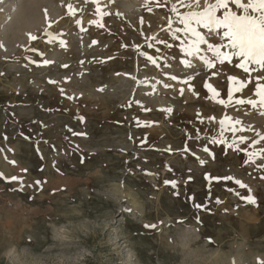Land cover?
<instances>
[{"label":"rangeland","instance_id":"374dc122","mask_svg":"<svg viewBox=\"0 0 264 264\" xmlns=\"http://www.w3.org/2000/svg\"><path fill=\"white\" fill-rule=\"evenodd\" d=\"M10 1L0 0V264H261V70L245 73L235 56L221 65L208 44L185 51L197 37L181 20L216 0H100V12L92 0H21L1 13ZM191 24L233 51L224 29Z\"/></svg>","mask_w":264,"mask_h":264},{"label":"snow or ice","instance_id":"6c2138e0","mask_svg":"<svg viewBox=\"0 0 264 264\" xmlns=\"http://www.w3.org/2000/svg\"><path fill=\"white\" fill-rule=\"evenodd\" d=\"M94 4L97 5V12H100V0H92ZM114 2V0H112ZM199 5L200 0H196ZM164 3H167V0H164ZM235 5L236 8L243 10V15H238L236 11H232L229 9V4ZM157 6H160V0H156ZM106 7V5H105ZM69 11L74 14L75 10L73 9L72 4L68 5ZM220 9H224L222 16H218L217 12ZM151 10V9H149ZM172 12H176L177 9L175 6L171 8ZM251 13H258L257 15H252ZM104 15L110 13H102ZM142 19V18H141ZM194 21L197 25H203L204 28L207 29H224L223 37L229 40V47L233 50L232 52H222V45L211 44L201 36V34L196 30V28L192 27L191 22ZM182 24L186 25L184 31L191 32L193 36L197 37V40L193 42L190 48L185 51L189 56H193L199 52V44H208V47L211 51H213L218 57H220L219 63L221 65L225 64V62L231 63V58L233 56L240 58V63L238 67L242 68L245 73L249 72V65L255 64L261 70L260 75L257 77V85L255 95L259 97V105L264 107V85L259 84L260 80H264V0H249L247 4L243 3L242 0H216L214 5H208L207 8L203 12L198 13H190L186 18L181 20ZM179 31V30H177ZM31 35V34H29ZM32 39H36L35 36H31ZM161 43H166V41L161 40ZM204 60L203 57L200 58ZM152 63H155L154 60H151V57H148ZM45 64L53 63V61L45 60ZM204 63L207 65L209 69L215 68L216 64L212 60H204ZM67 67V65H63ZM181 67L193 68L194 75H198V72H195L194 65L191 61L182 62ZM194 75H188L186 78L182 80L183 83H188L191 79L194 78ZM171 79L177 80V76H171ZM230 80L236 81L237 77L232 76L229 77ZM165 87H169V85H165ZM208 87L211 88V85ZM241 89L244 87L243 82L240 84ZM239 91V89H238ZM182 94V90H181ZM229 99H231V94L229 95ZM219 103L223 104L224 101L220 100ZM236 103L239 105H244L245 103L252 105L253 108L257 107V102L253 100H245L238 99ZM168 111H171L170 109ZM264 115V112L261 113ZM224 121H221L223 124ZM242 120L237 118L235 120V124L242 125ZM241 131H248V128H241ZM243 142L245 140L244 137L240 138ZM261 139H264V136H261ZM215 142V141H213ZM207 152L208 149L205 148ZM260 159L264 161V150L261 151ZM248 162H253L249 160ZM258 167H264V163L258 165ZM0 175H3L0 173ZM12 180H16L17 177H12ZM228 179H232V177H228ZM39 183V181H37ZM165 183H173L165 181ZM236 183L241 187H247L241 181L236 180ZM249 191H251L249 189ZM248 204H256V198L254 196H245L242 197ZM220 201L218 200L217 203ZM196 207H200L197 205ZM145 227L155 228L156 225H145ZM261 264H264V261H261Z\"/></svg>","mask_w":264,"mask_h":264},{"label":"bare ground","instance_id":"6f19581e","mask_svg":"<svg viewBox=\"0 0 264 264\" xmlns=\"http://www.w3.org/2000/svg\"><path fill=\"white\" fill-rule=\"evenodd\" d=\"M34 2L35 1H38V0H33ZM23 2V1H22ZM21 2V0H11L6 6L4 5V6H2V10H1V13H5V12H7L9 9H11L12 8V4L14 3L16 6H17V8H21L20 7V4L22 3ZM22 5V4H21ZM29 11V10H28ZM17 14H18V10L16 11V13H14V15L11 17V24H13V26H14V24L15 23H20L19 21V19L20 18H18V16H17ZM24 15V14H23ZM29 15V14H28ZM26 18H27V16H26ZM28 19V18H27ZM26 20V19H25ZM29 20H30V18H29ZM27 24H29L30 22L29 21H25ZM29 22V23H28ZM23 23V22H22ZM22 23H21V25H22ZM31 24V23H30ZM9 26H10V24H9ZM20 26V25H19ZM21 27H24L23 25L21 26ZM20 31H21V29H20ZM7 39V38H6ZM6 39H4V40H6ZM11 41V40H10ZM11 44V43H10ZM157 101H159V104H161V106H162V104H163V100L159 97L158 98V100ZM157 103V102H156ZM164 105V104H163ZM253 120V119H252ZM264 120V119H263ZM113 185H115L114 186V188H113V192H115L116 194H118V195H121V191H118V185L117 184H113ZM115 195V194H114ZM139 194H137V193H133V192H131V194H130V197H131V200H132V203H133V205L135 206V208L136 209H142L143 208V206H142V202H140V198H139V196H138ZM258 211V210H257ZM253 213V212H252ZM248 215H249V213H248ZM249 216H251V215H249ZM256 216V215H255ZM255 216H254V219H256L255 218ZM257 217V216H256ZM252 218H253V216H252ZM252 218H251V220H252ZM248 219H249V217H248ZM250 220V219H249ZM250 220V221H251ZM253 221V220H252ZM256 221V220H255ZM10 253H12L13 252V249H11L10 251H9ZM14 252H15V250H14Z\"/></svg>","mask_w":264,"mask_h":264},{"label":"crops","instance_id":"0c3cea01","mask_svg":"<svg viewBox=\"0 0 264 264\" xmlns=\"http://www.w3.org/2000/svg\"><path fill=\"white\" fill-rule=\"evenodd\" d=\"M246 209H247V208H246ZM250 211L258 212V216H257V217L255 216V214H252V213H251V214L254 215L255 218H256V219H254V221H255V220H258V221H259V210L257 211V209H255V210H252V209H251ZM258 221H257V222H258Z\"/></svg>","mask_w":264,"mask_h":264}]
</instances>
